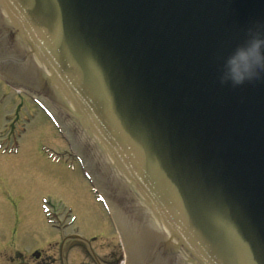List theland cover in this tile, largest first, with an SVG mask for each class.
Instances as JSON below:
<instances>
[{"label":"water","instance_id":"water-1","mask_svg":"<svg viewBox=\"0 0 264 264\" xmlns=\"http://www.w3.org/2000/svg\"><path fill=\"white\" fill-rule=\"evenodd\" d=\"M249 29L264 0H0V71L77 135L124 237L156 238L144 264H264V78L218 80Z\"/></svg>","mask_w":264,"mask_h":264},{"label":"rangeland","instance_id":"rangeland-1","mask_svg":"<svg viewBox=\"0 0 264 264\" xmlns=\"http://www.w3.org/2000/svg\"><path fill=\"white\" fill-rule=\"evenodd\" d=\"M6 115H9L8 120ZM24 115H33V119L27 120ZM9 122L15 123L10 130ZM65 151L68 153L67 145L39 109L0 80V219L10 218L11 224L15 216L22 222L27 221L19 240L10 247L11 252L7 251L9 254L0 258L7 260L20 246L32 249L42 244L40 247L45 250L56 248L47 254L58 260L55 240L72 232L84 238L104 234L91 245L99 254L113 247L120 248L106 220L107 214L93 200L80 163L64 158ZM92 210L102 218V226L93 222ZM45 211L54 218L58 228H62L61 233L50 227ZM64 216H69V226L64 225L68 222ZM82 250L78 246L64 253L63 263L78 264L85 259ZM14 258L11 264L22 259ZM27 260L35 264L29 257Z\"/></svg>","mask_w":264,"mask_h":264},{"label":"flooded vegetation","instance_id":"flooded-vegetation-1","mask_svg":"<svg viewBox=\"0 0 264 264\" xmlns=\"http://www.w3.org/2000/svg\"><path fill=\"white\" fill-rule=\"evenodd\" d=\"M26 223L27 221L22 222L19 218H16V216L15 218H13L12 224L10 218L0 219V256L9 254L8 252H11L10 247L12 246V244L16 243L19 240L18 238L21 235V232H23V230L25 229ZM4 235L7 236L1 239ZM70 241L71 240H66L62 242L60 240L55 242V246H58V260H56L55 257L51 256V254H47L50 250L53 249L45 250L40 247L42 244H38L32 249L20 246V249H16L12 257H10L9 255V258L7 260L5 258H0V264H11V261L15 259L14 256L22 259L16 262H12V264H30L29 262H27L28 257L29 259L34 260L35 264H47L48 262L64 264L62 262V260H64L62 259L63 250H65V253L68 254L71 251L77 249L76 247H73L74 242H71L68 245ZM81 249L84 250L85 259L80 260L78 264H133L131 257H128L126 260L123 259L122 249L113 247L105 254H99L94 249H89L87 247H81ZM54 250H56V248Z\"/></svg>","mask_w":264,"mask_h":264},{"label":"clouds","instance_id":"clouds-1","mask_svg":"<svg viewBox=\"0 0 264 264\" xmlns=\"http://www.w3.org/2000/svg\"><path fill=\"white\" fill-rule=\"evenodd\" d=\"M264 78V33L249 29L246 38L222 60L218 80L232 87L252 84ZM186 257L177 251L175 264H184Z\"/></svg>","mask_w":264,"mask_h":264},{"label":"bare ground","instance_id":"bare-ground-1","mask_svg":"<svg viewBox=\"0 0 264 264\" xmlns=\"http://www.w3.org/2000/svg\"><path fill=\"white\" fill-rule=\"evenodd\" d=\"M91 215L94 216V217H93V219H94L93 222H94V223H98V224L103 225V224H102L101 217L99 216V214H98L96 211L92 210V211H91Z\"/></svg>","mask_w":264,"mask_h":264}]
</instances>
